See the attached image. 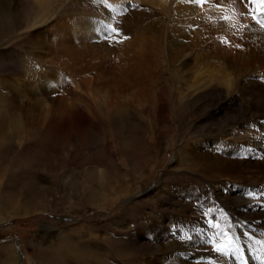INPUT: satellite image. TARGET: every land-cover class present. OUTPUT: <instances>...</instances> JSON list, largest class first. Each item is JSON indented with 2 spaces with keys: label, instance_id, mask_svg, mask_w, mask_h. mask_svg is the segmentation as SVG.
<instances>
[{
  "label": "bare ground",
  "instance_id": "1",
  "mask_svg": "<svg viewBox=\"0 0 264 264\" xmlns=\"http://www.w3.org/2000/svg\"><path fill=\"white\" fill-rule=\"evenodd\" d=\"M57 3L64 4L58 16H68L58 29L67 32L70 24L90 29L92 24V44L97 40H107L102 37L105 31L107 36L113 35L114 43L122 46L117 64L112 67L106 61L102 63L101 58V61L97 59L99 62L85 61L86 53L74 51L66 36L62 32L58 35V39L62 40L58 50L59 61L75 69L71 68L83 90L92 89L93 85L97 90L101 89L98 94L103 93V97L108 99L109 117L113 120L119 117L116 121L124 122L135 117L143 120L147 117L148 121L151 119L152 129V118L158 110L161 96L174 104L171 116L178 119L187 112L182 105L177 106V100L182 97L186 98V105L203 111L213 110L207 120L216 127H206L208 139L200 141L194 148L198 157L192 156L195 161L198 160V164L184 162L185 170H198L205 177L218 179L225 176L245 188L243 192L246 194L240 198L231 195L222 184L217 188L216 197L221 199L223 207L230 208L229 213L234 218V229H229L221 224L227 220L226 213L222 214L225 218L218 215V211L212 208V202L209 203L208 192L198 193L192 188L185 189L182 184L169 186L165 179L160 181L155 191L166 195V200L173 207L171 213L165 214L168 218H161L152 230V234L156 235L155 251L153 261L147 260L149 264H264V212L258 205V202L264 205V154L253 153V146H260L261 151L264 148V140L260 141V137L264 136V94L260 100L257 97L259 102L253 95L254 85L255 88L257 85L263 86V80L256 79L264 77V33L251 30V22L255 21L253 16L258 18L259 15L260 19H264L261 15L264 6L256 4L245 7L239 0L235 4L231 0H220V6L215 0L200 5L185 0H131V3L129 0H107V3L101 0H0V42L14 39L19 22L26 16L31 18L30 32L42 28ZM249 10L251 14L247 16L240 14ZM105 19L109 24L106 30L102 26ZM113 28H119L120 34L114 33ZM31 34L25 42L28 48L34 44L33 37L42 38L39 32ZM93 45L92 57L93 52L102 53L95 51L102 45ZM243 49H248V52ZM11 50V53H7L9 61L5 63L9 75L4 79L5 88L14 91L10 96L5 88V92L0 93V109L6 108L0 114V120L15 121L17 132L27 137L31 129L32 108L36 104L47 107L50 96L55 93L52 90V94L47 92L49 87L42 88L41 85H47L44 83L49 81L44 76H41V81L39 75L22 72L14 66L13 62H25L26 57H15L16 50ZM253 60L261 63L262 67L258 69L257 64L253 65ZM211 63L223 71L220 76L227 78L225 88L207 80H191L204 77L205 71L212 74ZM53 100L51 103H54ZM255 100L258 103H254ZM83 105L85 109L79 108L81 113L88 109L86 103ZM73 110L71 105L64 107V115L69 116ZM168 111L171 114L172 110ZM92 112L97 116L94 109ZM132 113L137 116L130 115ZM226 123L239 125L238 135L233 141H221L222 126ZM132 131L138 135L142 132L138 128ZM246 179H250V182H244ZM239 191L240 188L234 195ZM0 202L4 203L0 206L4 212L17 215L22 211L12 201ZM143 236V233H138L135 239L130 232L128 241H119L117 245L122 250L129 247L142 249L147 245ZM94 259L101 260L98 254L94 255ZM14 262L16 264L15 255Z\"/></svg>",
  "mask_w": 264,
  "mask_h": 264
},
{
  "label": "rangeland",
  "instance_id": "2",
  "mask_svg": "<svg viewBox=\"0 0 264 264\" xmlns=\"http://www.w3.org/2000/svg\"><path fill=\"white\" fill-rule=\"evenodd\" d=\"M61 4L57 3L42 28L30 32L31 18L26 16L23 18L25 21L22 19L19 22L17 36L0 42V93L6 90L10 96L14 91L5 88L4 79L9 75L5 65L11 49L16 50L15 57L25 56L26 60L22 61L23 64L19 63L21 60L9 63L19 67L22 72L39 75L41 81V76H44L49 81L44 83L47 85H40L42 88L49 87L47 92L51 93L52 90L55 93L50 96L47 107L36 104L32 108L31 129L27 137L17 132L15 121L0 120V201H12L14 206L22 209L14 215L0 208V264H15L14 255L16 264H149L154 259L155 251L156 235L152 234V230L161 218H168L165 214L171 213L173 207L166 200V195L155 191L163 179L169 186L182 184L185 189L208 192L212 208L222 218H225L222 214L226 213L228 221L224 219L221 224L234 229L230 208L223 207L221 199L216 197L217 188L222 184L237 198L246 194L243 192L245 188L225 176L218 179L205 177L198 170L196 173L185 170L184 162L198 164V160L192 157L199 155L194 153L197 152L194 148L200 141L208 139L205 129L214 126L207 120L213 110L203 111L186 105V98L182 97L177 100V106L182 105L187 112L178 119L171 116L174 104L161 96L158 110L152 118L154 128H150L151 119L148 121L147 117H144L145 120L131 118L129 122L116 121L119 117L113 120L107 112L108 99L103 97V93L98 94L101 89L97 90L93 85L92 89L83 90L73 68L59 61L58 50L62 40L58 39V35L62 32L74 51L86 53L85 61L99 62L102 59V63L106 61L112 67L117 64L122 46L114 43L113 35L107 36L104 31L102 37L107 40L93 43L102 45L95 50L102 53L93 52L92 57L93 25L86 29L83 25L70 24L67 32L58 29L63 19L68 17L58 16L61 7H64ZM252 22L251 30L264 33L261 24ZM102 26L105 30L109 26L106 19ZM38 32L42 38L33 37L34 44L28 48L25 42L32 36L31 33ZM242 51L248 52V49ZM252 63L257 64L258 69L262 67L256 60ZM211 67L212 74L205 71L204 77L191 80H207L225 88L227 78L220 76L223 71L212 63ZM263 78H254L263 80V86L253 87L256 99L264 94ZM172 99L174 101L175 97ZM81 100L88 106L83 113L80 110H83L85 103ZM258 102L255 100L254 103ZM65 105L74 107L69 116L64 115ZM5 110L1 108L0 114ZM168 110H172L171 114ZM130 115L137 116L136 113ZM222 127L221 141H233L238 135L239 125L226 123ZM133 128L142 132L134 134ZM261 140H264V136L260 137ZM257 152L264 154V148L261 151L260 146H253V153ZM249 180L244 182L248 183ZM238 187L240 191L234 195ZM3 204L0 202V206ZM258 205L264 212V205L260 202ZM130 232L135 239L138 233H143L147 247L122 250L117 244L119 241L126 243ZM95 254L101 260L94 259Z\"/></svg>",
  "mask_w": 264,
  "mask_h": 264
},
{
  "label": "snow or ice",
  "instance_id": "3",
  "mask_svg": "<svg viewBox=\"0 0 264 264\" xmlns=\"http://www.w3.org/2000/svg\"><path fill=\"white\" fill-rule=\"evenodd\" d=\"M102 3H107V0H101ZM185 2L187 3H192V4H204V3H209L212 2V0H185ZM217 6H220V0H215ZM231 2L233 4L237 3V0H231ZM129 3H131V0H129ZM240 4H243L245 7H247L248 5H261L264 6V0H239ZM241 15L247 16L249 14H251V10H249V12L247 13H240ZM262 16H264V13L261 14ZM222 19L228 20L230 19L229 17H222ZM253 19L256 21V23L261 24L262 27H264V19H258L256 16H253ZM113 32H115L117 35H119V30L116 28L112 29ZM125 39H127L128 37H124ZM236 47H241V45H235ZM217 251H220V249H217Z\"/></svg>",
  "mask_w": 264,
  "mask_h": 264
}]
</instances>
